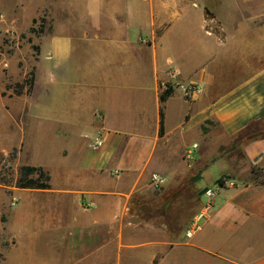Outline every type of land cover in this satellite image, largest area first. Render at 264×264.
I'll return each mask as SVG.
<instances>
[{
  "label": "crops",
  "instance_id": "1",
  "mask_svg": "<svg viewBox=\"0 0 264 264\" xmlns=\"http://www.w3.org/2000/svg\"><path fill=\"white\" fill-rule=\"evenodd\" d=\"M0 10L20 31L44 19L29 92L10 87L27 49L0 69V154L14 151L50 186L13 191L20 241L4 264H264V0H7ZM178 84L199 93L185 99ZM220 178L232 185L187 239Z\"/></svg>",
  "mask_w": 264,
  "mask_h": 264
},
{
  "label": "rangeland",
  "instance_id": "2",
  "mask_svg": "<svg viewBox=\"0 0 264 264\" xmlns=\"http://www.w3.org/2000/svg\"><path fill=\"white\" fill-rule=\"evenodd\" d=\"M2 5H5L7 0H0ZM3 10V9H2ZM0 10V69L6 71L10 66V60L16 55L22 54L23 49L28 50V61L25 75L21 82L11 85L13 92L21 93L23 90L29 92L32 80L33 71L31 65L35 61L37 46L34 42L38 37L39 32L43 27V17L37 18L30 27L24 31H20L13 26L14 37H7L6 31H10V20L5 11ZM16 24V23H15ZM6 61L8 68L4 69L1 62ZM21 60L17 63V68H22ZM24 67L22 68L23 71ZM24 167L16 163L14 151L0 154V264H4L6 250L11 241H20L13 235V230L19 226L16 224V211L18 210V201L14 199L13 191H17L20 185H23L27 179H33L38 184L45 183L44 177L40 178L37 175L29 177L25 176ZM43 176H45L43 174ZM13 204V205H12ZM38 241V239H36Z\"/></svg>",
  "mask_w": 264,
  "mask_h": 264
},
{
  "label": "built area",
  "instance_id": "3",
  "mask_svg": "<svg viewBox=\"0 0 264 264\" xmlns=\"http://www.w3.org/2000/svg\"><path fill=\"white\" fill-rule=\"evenodd\" d=\"M6 34L8 35L7 37L11 38L14 37V31L11 28L10 31H6ZM2 67L4 69L8 68V63L4 60L1 62ZM168 88L165 87L164 90ZM170 88V87H169ZM177 90L180 91L182 97H184L185 99H190L192 98L194 95L199 93V88L197 86H192V85H183V84H178L177 85ZM101 145V140L99 138H97L94 143L92 144V148L93 149H97L99 146ZM196 148V145L192 146V149ZM185 158L187 160L190 159V150L186 151L185 154ZM150 182L151 185L154 189H158L163 185V179L161 177H159L156 174L151 175L150 177ZM231 182L227 181V180H222V185H216L214 186V188H207L205 190V192L203 193V196L205 198V203L204 206L202 208V212L200 214H198V216L196 217V219L192 222V224L186 229L185 231V237L187 239L192 238L194 235H196V233L200 230V224L202 220H207V218L210 215V212L213 210L214 208V201L216 199L217 196V189L218 187L223 186V184H230ZM13 205V204H12Z\"/></svg>",
  "mask_w": 264,
  "mask_h": 264
},
{
  "label": "trees",
  "instance_id": "4",
  "mask_svg": "<svg viewBox=\"0 0 264 264\" xmlns=\"http://www.w3.org/2000/svg\"><path fill=\"white\" fill-rule=\"evenodd\" d=\"M171 93V88H166L161 94H160V102L163 103L166 98L170 95ZM162 132V110L160 108V133ZM255 135V132L253 131H247L244 135L240 137V140L245 141L252 136ZM257 135V134H256ZM24 173L26 177L32 176V175H37L38 177L42 178L44 177L45 183L38 184L35 180L33 179H27L23 185H20L19 188L22 189H33V190H49L50 186L48 184L49 178L47 176H43V172L39 168H33V167H24ZM223 178H220L217 181V184L222 183ZM261 183H264V179L261 181Z\"/></svg>",
  "mask_w": 264,
  "mask_h": 264
},
{
  "label": "water",
  "instance_id": "5",
  "mask_svg": "<svg viewBox=\"0 0 264 264\" xmlns=\"http://www.w3.org/2000/svg\"><path fill=\"white\" fill-rule=\"evenodd\" d=\"M205 190H206V189H205ZM205 190L203 191V193L205 192ZM203 193H202V194H203Z\"/></svg>",
  "mask_w": 264,
  "mask_h": 264
}]
</instances>
